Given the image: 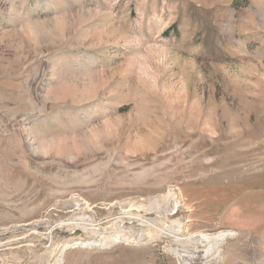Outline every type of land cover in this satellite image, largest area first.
I'll return each mask as SVG.
<instances>
[{
  "label": "rangeland",
  "instance_id": "374dc122",
  "mask_svg": "<svg viewBox=\"0 0 264 264\" xmlns=\"http://www.w3.org/2000/svg\"><path fill=\"white\" fill-rule=\"evenodd\" d=\"M57 262L264 264V0H0V264Z\"/></svg>",
  "mask_w": 264,
  "mask_h": 264
},
{
  "label": "bare ground",
  "instance_id": "6f19581e",
  "mask_svg": "<svg viewBox=\"0 0 264 264\" xmlns=\"http://www.w3.org/2000/svg\"><path fill=\"white\" fill-rule=\"evenodd\" d=\"M170 197V196H169ZM173 199V198H172ZM170 200V199H169ZM174 200V199H173ZM155 201V200H154ZM155 202H157V201H155ZM154 202V203H155ZM170 203V202H169ZM181 202H179V201H177V200H175V205H174V207H172V208H174V209H178L180 206H181V204H180ZM160 204V203H159ZM165 204V203H164ZM168 204V203H167ZM154 206V205H153ZM158 207V206H157ZM152 208H155V207H152ZM166 209H167V207H166ZM159 210V209H158ZM149 211H151V208H150V210ZM161 212V211H160ZM159 212V213H160ZM172 212V211H171ZM170 212V213H171ZM157 213V212H156ZM163 213V212H162ZM169 213V212H168ZM158 215H160V214H158ZM176 223V222H175ZM178 224H179V222H178ZM177 224V225H178ZM181 227V225H179V228L177 229V230H174L173 231V234L175 235V234H179L181 231H182V228H180ZM86 229V228H85ZM88 229V228H87ZM159 230V229H158ZM167 230V229H166ZM162 233H164V232H162ZM199 233V232H198ZM167 234V233H166ZM181 235V234H180ZM195 235V234H194ZM230 235H234V232H230V231H225V230H221V231H218V232H208V233H206V232H200L199 234H197L196 236H197V239H196V241H198L200 244H201V246H203L204 247V249H205V251H206V253H209V252H212V251H215V253H217V252H219V249H220V245L222 244V242L226 239V238H228V236H230ZM175 236H177V235H175ZM193 236V235H192ZM192 236H190V239H193V237ZM179 237V236H178ZM182 237V236H181ZM175 239V238H174ZM184 239V238H183ZM194 239H195V237H194ZM185 241H188V242H192V241H194V240H192V241H189V239L187 240L186 238H185ZM184 241V242H185ZM179 243H180V241H179ZM182 243V242H181ZM109 248V247H108ZM175 252V251H174ZM177 253V255H178V257H179V259L181 260L183 257H182V255H179V253L178 252H176ZM188 257V256H187ZM43 258V257H42ZM185 260H187V259H185ZM61 261V260H60ZM185 262V261H184ZM57 264H58V262H57ZM182 264V263H181ZM187 264V263H186Z\"/></svg>",
  "mask_w": 264,
  "mask_h": 264
}]
</instances>
